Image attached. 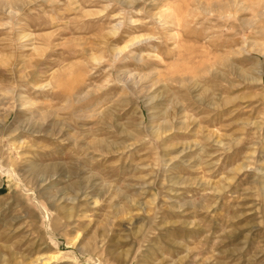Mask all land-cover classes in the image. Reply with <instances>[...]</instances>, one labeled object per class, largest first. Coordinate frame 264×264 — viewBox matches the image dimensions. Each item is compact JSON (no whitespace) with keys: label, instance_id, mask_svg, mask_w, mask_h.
Here are the masks:
<instances>
[{"label":"rangeland","instance_id":"obj_1","mask_svg":"<svg viewBox=\"0 0 264 264\" xmlns=\"http://www.w3.org/2000/svg\"><path fill=\"white\" fill-rule=\"evenodd\" d=\"M262 150L264 0H0V264H264Z\"/></svg>","mask_w":264,"mask_h":264},{"label":"bare ground","instance_id":"obj_2","mask_svg":"<svg viewBox=\"0 0 264 264\" xmlns=\"http://www.w3.org/2000/svg\"><path fill=\"white\" fill-rule=\"evenodd\" d=\"M259 158H264V150L260 151ZM257 173H258V185H259V190H260V195H261L260 217H261L262 226L264 227V169L259 168ZM262 246H264V245H262ZM263 249H264V247H263Z\"/></svg>","mask_w":264,"mask_h":264}]
</instances>
